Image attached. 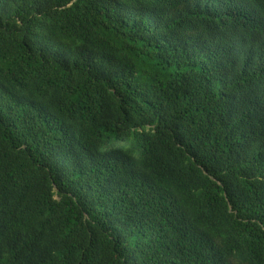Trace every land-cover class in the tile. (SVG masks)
Returning a JSON list of instances; mask_svg holds the SVG:
<instances>
[{"label": "trees", "instance_id": "16d2710c", "mask_svg": "<svg viewBox=\"0 0 264 264\" xmlns=\"http://www.w3.org/2000/svg\"><path fill=\"white\" fill-rule=\"evenodd\" d=\"M0 264H264V0H0Z\"/></svg>", "mask_w": 264, "mask_h": 264}]
</instances>
